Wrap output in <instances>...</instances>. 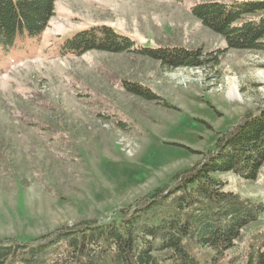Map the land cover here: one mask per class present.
I'll return each instance as SVG.
<instances>
[{"label": "rangeland", "instance_id": "obj_1", "mask_svg": "<svg viewBox=\"0 0 264 264\" xmlns=\"http://www.w3.org/2000/svg\"><path fill=\"white\" fill-rule=\"evenodd\" d=\"M206 1L260 0H56L48 28L1 55L0 239L106 221L202 161L220 136L264 108V52L229 50L192 15ZM109 26L138 50L183 48L203 63L61 56L77 33ZM258 175L218 177L227 191L264 202V165ZM258 217L238 250L264 230V213Z\"/></svg>", "mask_w": 264, "mask_h": 264}, {"label": "trees", "instance_id": "obj_2", "mask_svg": "<svg viewBox=\"0 0 264 264\" xmlns=\"http://www.w3.org/2000/svg\"><path fill=\"white\" fill-rule=\"evenodd\" d=\"M55 2L0 0V57L25 37L40 36ZM191 11L229 50L264 52V0L206 1ZM89 51L138 54L171 67L203 63L200 53L183 48L138 50L110 26L77 33L60 53ZM125 86L133 95L157 100L142 87ZM263 165L264 108L220 136L202 161L106 221L81 222L32 240L0 239V264H264V230L238 250L243 232L264 213V202L227 191L218 177L232 172L255 181Z\"/></svg>", "mask_w": 264, "mask_h": 264}, {"label": "bare ground", "instance_id": "obj_3", "mask_svg": "<svg viewBox=\"0 0 264 264\" xmlns=\"http://www.w3.org/2000/svg\"><path fill=\"white\" fill-rule=\"evenodd\" d=\"M234 92V93H233ZM232 93L230 92V94H229V96H230V98H233L234 96H232V94L234 95H236V93H235V90L233 91Z\"/></svg>", "mask_w": 264, "mask_h": 264}]
</instances>
